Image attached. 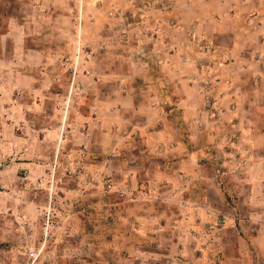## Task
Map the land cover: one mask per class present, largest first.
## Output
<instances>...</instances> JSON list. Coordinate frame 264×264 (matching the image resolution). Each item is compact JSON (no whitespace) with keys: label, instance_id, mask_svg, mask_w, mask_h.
Wrapping results in <instances>:
<instances>
[{"label":"rangeland","instance_id":"obj_1","mask_svg":"<svg viewBox=\"0 0 264 264\" xmlns=\"http://www.w3.org/2000/svg\"><path fill=\"white\" fill-rule=\"evenodd\" d=\"M97 1L108 7L0 0V264H25L31 252L42 264H231L238 259L223 254H231L236 231L209 222L233 218L229 205L211 193L215 207L196 210L208 221L198 226L193 202L152 187L146 169L154 165L145 153L138 158L141 146L98 143L103 135L92 131L87 106L109 88L103 72L112 66L89 45L100 29L83 13ZM152 2L161 4L139 1L140 18ZM36 49L52 64L20 77ZM215 234L229 240L211 256Z\"/></svg>","mask_w":264,"mask_h":264},{"label":"crops","instance_id":"obj_2","mask_svg":"<svg viewBox=\"0 0 264 264\" xmlns=\"http://www.w3.org/2000/svg\"><path fill=\"white\" fill-rule=\"evenodd\" d=\"M139 1L106 0L104 11L97 1L83 13L100 29L89 43L96 58L112 66L103 72L109 88L89 96L92 131L104 147L141 146L152 187L193 202L196 225H207L196 210L215 207L217 195L235 212L209 221L236 231L223 255L264 264V0H157L141 18ZM33 53L20 77L52 64ZM202 184L203 196L193 194ZM208 238L211 256L229 240Z\"/></svg>","mask_w":264,"mask_h":264},{"label":"built area","instance_id":"obj_3","mask_svg":"<svg viewBox=\"0 0 264 264\" xmlns=\"http://www.w3.org/2000/svg\"><path fill=\"white\" fill-rule=\"evenodd\" d=\"M37 258L38 254H36L35 252H31L29 254L28 262H26L25 264H42L40 262H37Z\"/></svg>","mask_w":264,"mask_h":264}]
</instances>
